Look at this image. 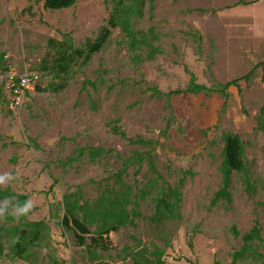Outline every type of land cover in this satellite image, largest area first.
<instances>
[{
    "label": "rangeland",
    "instance_id": "rangeland-1",
    "mask_svg": "<svg viewBox=\"0 0 264 264\" xmlns=\"http://www.w3.org/2000/svg\"><path fill=\"white\" fill-rule=\"evenodd\" d=\"M244 1L255 3L145 0L143 17L133 19L134 29L155 28L162 53L148 61L145 52L137 51L144 60L135 61L118 28L105 49L83 69H74L58 92L50 85L60 80L40 71L50 41L69 37L76 46L94 41L109 19V0H78L63 11L45 10L44 0H0V71L12 68L40 77L15 110L0 84V190L27 196L32 214L26 222L43 221L48 227L29 261L1 258L0 264H135L134 256L156 248L164 251L165 264H231L233 253L243 246L242 236L255 222L264 241V132L256 130L264 106L262 68L250 81L229 89L227 106L218 95H180L168 101L152 91L184 89L192 74L211 87L264 63V0ZM195 33L203 36L201 53ZM116 120L127 138L157 142L155 149L112 134ZM228 133L244 144L253 188L248 190L243 176L235 174L233 203L227 210L224 203L212 208L211 200L221 186L223 135ZM88 147L109 153L96 163L87 155L68 163L76 149ZM135 152L152 154L162 177L159 186L177 187L184 181L182 220L154 225L149 222L155 211L151 195L137 199L135 226L105 236L104 247L94 248L95 254L79 245L75 232L63 230V198L77 192L83 201L97 200L121 169L117 154L128 158ZM137 170L131 167L124 179L134 194L157 176L147 160L135 174ZM0 208L3 215L7 210L15 215L10 200L0 201ZM0 225H5L4 216ZM233 227L240 237L232 234ZM258 247L264 253V242ZM5 253H10L9 244Z\"/></svg>",
    "mask_w": 264,
    "mask_h": 264
},
{
    "label": "trees",
    "instance_id": "trees-1",
    "mask_svg": "<svg viewBox=\"0 0 264 264\" xmlns=\"http://www.w3.org/2000/svg\"><path fill=\"white\" fill-rule=\"evenodd\" d=\"M78 0H44V9L47 11H63L74 7ZM255 2H245L238 0L240 5H249ZM108 5L111 6V12L107 24L104 25L98 37L94 41H90L81 46H76L72 39L66 37L62 41L52 39L49 43L48 59L42 62L41 72L52 75L53 79L60 80V83L53 82L50 87L54 91H61L67 82L74 76V69H83L90 64L93 57L101 53L110 42L112 32L121 29L127 39V46L133 52V59L137 62L144 60L142 54H136L137 51L145 52V60L152 61L158 54L162 53L161 47L156 45L159 37L155 28L137 31L134 29L133 19L135 16L143 17V8L145 0H109ZM198 52H203L202 42L203 36L200 33L194 34ZM3 60V58H2ZM262 68V79L264 81V63H259L255 68L245 76L233 79L227 83H219L214 81L211 87L199 84L197 78L192 74L188 85L184 89H177L169 93H162L158 89H153V96L164 98L171 101L172 98L180 95H218L225 100V106L229 103L231 87H239L243 81L248 82L257 69ZM8 68H3L6 70ZM1 70V71H3ZM87 83V82H86ZM39 84V83H38ZM39 92L43 91L37 88ZM119 121L116 120L111 125V133L128 139L132 145H141L150 150H154L157 142L145 141L142 138L131 140L127 138L126 133L118 126ZM256 130L264 132V106L257 115ZM223 141L225 143L222 150V163L220 165L221 186L214 194L211 200V207H216L224 203L226 209H230L233 203V195L231 189L233 187V176L240 174L244 178V184L247 189L253 188L251 180V172L246 163L245 148L240 138L233 134H224ZM109 151L103 148H79L68 159V163L77 162L85 155L89 160L96 163ZM121 160V169L112 177L114 183L108 184L101 195L95 201H83L77 192L66 194L63 198L64 215L62 218V228L66 232H75L80 246L92 248V252L97 253L95 249L103 248L105 236L111 233H118L122 228L135 226L136 220L139 218L137 211L138 200H145L151 195L154 203V214L149 218V222L154 225L162 226L166 222H179L182 220V192L181 188L184 181L177 187H172L166 183L158 185L162 177L154 164V158L151 153L135 152L131 157L123 158L118 155ZM147 160L152 174L157 175L152 178L145 188L140 189L134 194L133 188L127 184L124 179L128 175L131 167H137L135 174L140 172L141 165ZM158 190L154 193L155 188ZM10 200L13 206L20 205L28 201V197L17 195L10 188L0 190V201ZM134 205L132 209L130 207ZM264 206V203L262 204ZM32 214L31 210L20 216L12 215L9 210L3 215L0 212V222L5 219V225H0V259L9 258L22 259L29 261L34 248L38 247L48 231L45 222H26L27 218ZM18 221L17 225H12ZM7 225H11L7 227ZM91 227H93L91 229ZM232 234L240 237V232L233 227ZM93 235V236H91ZM87 236H91V245L87 243ZM243 246L240 250L232 255L231 264H264V253L260 252L259 245L263 244L262 228L258 222H255L252 229L242 236ZM6 244H9L10 253L6 254ZM95 248V249H94ZM164 251L156 248L147 255L139 253L134 256L135 264H165L163 262ZM218 264V263H216Z\"/></svg>",
    "mask_w": 264,
    "mask_h": 264
},
{
    "label": "built area",
    "instance_id": "built-area-1",
    "mask_svg": "<svg viewBox=\"0 0 264 264\" xmlns=\"http://www.w3.org/2000/svg\"><path fill=\"white\" fill-rule=\"evenodd\" d=\"M40 77L37 74L20 75L12 68L0 71V84L9 96V107L12 110L24 105L26 95L38 85Z\"/></svg>",
    "mask_w": 264,
    "mask_h": 264
},
{
    "label": "clouds",
    "instance_id": "clouds-1",
    "mask_svg": "<svg viewBox=\"0 0 264 264\" xmlns=\"http://www.w3.org/2000/svg\"><path fill=\"white\" fill-rule=\"evenodd\" d=\"M30 207H31V204L28 202L24 203L22 206L17 205L15 215L18 217L21 214L27 213ZM4 210H5L4 208H0V212H3Z\"/></svg>",
    "mask_w": 264,
    "mask_h": 264
}]
</instances>
